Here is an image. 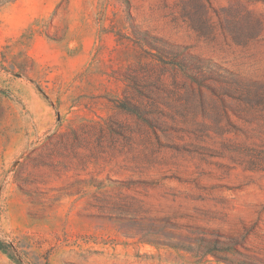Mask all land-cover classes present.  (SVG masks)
Instances as JSON below:
<instances>
[{"label": "rangeland", "instance_id": "rangeland-1", "mask_svg": "<svg viewBox=\"0 0 264 264\" xmlns=\"http://www.w3.org/2000/svg\"><path fill=\"white\" fill-rule=\"evenodd\" d=\"M0 264H264V0H0Z\"/></svg>", "mask_w": 264, "mask_h": 264}, {"label": "trees", "instance_id": "trees-1", "mask_svg": "<svg viewBox=\"0 0 264 264\" xmlns=\"http://www.w3.org/2000/svg\"><path fill=\"white\" fill-rule=\"evenodd\" d=\"M1 249H4V248L1 247Z\"/></svg>", "mask_w": 264, "mask_h": 264}]
</instances>
